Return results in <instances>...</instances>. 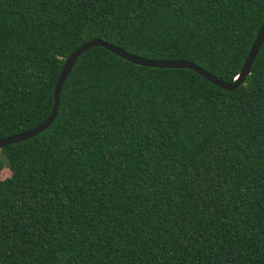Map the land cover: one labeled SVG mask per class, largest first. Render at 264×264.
Masks as SVG:
<instances>
[{"label": "trees", "instance_id": "16d2710c", "mask_svg": "<svg viewBox=\"0 0 264 264\" xmlns=\"http://www.w3.org/2000/svg\"><path fill=\"white\" fill-rule=\"evenodd\" d=\"M264 0H0V138L49 117L92 39L233 81ZM52 125L0 149V264H264V42L242 85L102 46Z\"/></svg>", "mask_w": 264, "mask_h": 264}, {"label": "water", "instance_id": "95a60500", "mask_svg": "<svg viewBox=\"0 0 264 264\" xmlns=\"http://www.w3.org/2000/svg\"><path fill=\"white\" fill-rule=\"evenodd\" d=\"M263 42H264V19L260 25V29L256 36V39L253 42L250 48V51L244 61L241 72L237 75L236 78H234L233 81H224L210 74L207 70L203 69L201 66L191 61L185 60V59L155 60L152 58H145V57L130 53L126 51L125 49L118 47L109 41H104L101 39L88 40L85 43H83L82 46H80L77 50L72 52L69 55V57L66 59L64 66L60 71V74L57 78V81L54 87V92H53L54 105H53V109L49 117L31 129H27V130H24V131H21V132L12 134V135L1 137L0 138V149L7 144L38 135L40 132L44 131L45 129L47 130L52 125L58 113V108L60 105L59 95H60L62 86L67 76L69 75L71 69L75 66L76 62L78 61L79 57L85 51L89 50L90 48H93L96 46H102L104 48H108L109 50L116 53V55L121 56L130 62L139 64L142 66L157 67V68H175V67L188 68V69L194 70L197 74H199L201 77H203L210 83L216 86H219L223 89L231 91V90L238 88L240 85H242L244 83L246 76L249 73H251L253 64L260 52Z\"/></svg>", "mask_w": 264, "mask_h": 264}, {"label": "rangeland", "instance_id": "374dc122", "mask_svg": "<svg viewBox=\"0 0 264 264\" xmlns=\"http://www.w3.org/2000/svg\"><path fill=\"white\" fill-rule=\"evenodd\" d=\"M12 173L11 168L9 167V165L6 163L4 164L1 168H0V176L1 178H6L8 176H10Z\"/></svg>", "mask_w": 264, "mask_h": 264}]
</instances>
